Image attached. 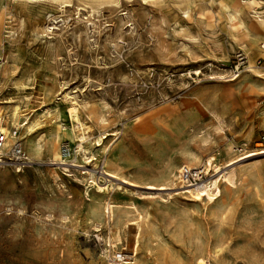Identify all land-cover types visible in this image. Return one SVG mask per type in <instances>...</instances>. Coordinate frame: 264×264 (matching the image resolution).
I'll list each match as a JSON object with an SVG mask.
<instances>
[{"label": "rangeland", "instance_id": "374dc122", "mask_svg": "<svg viewBox=\"0 0 264 264\" xmlns=\"http://www.w3.org/2000/svg\"><path fill=\"white\" fill-rule=\"evenodd\" d=\"M63 1L0 0V117L18 105L37 123L7 127L0 264H113L133 247L135 264H264V40L231 28L236 0ZM237 1L264 20V0ZM192 155L218 171L189 182ZM213 180L214 203L187 192Z\"/></svg>", "mask_w": 264, "mask_h": 264}, {"label": "bare ground", "instance_id": "6f19581e", "mask_svg": "<svg viewBox=\"0 0 264 264\" xmlns=\"http://www.w3.org/2000/svg\"><path fill=\"white\" fill-rule=\"evenodd\" d=\"M18 1H22L24 3L26 2H33L35 0H18ZM40 1V0H39ZM56 2H58L59 4H64V1L63 0H54ZM182 1V0H180ZM188 3V2H187ZM185 4V3H184ZM85 5V4H84ZM69 6V5H68ZM184 6V5H183ZM226 6V5H225ZM242 6H245V5H242ZM66 7V6H65ZM227 9L225 10V12H223L224 14H226L227 18H228V22H229V25L231 26V28L233 30H237L241 33V39L242 41L245 42V44L249 45L250 47L253 48V46L256 44V42L260 39L264 40V20H261V19H258V18H254L250 21V23H246L244 17H242V13H241V5H240V2L236 0V2L234 3L233 6H226ZM187 8V7H186ZM188 9V8H187ZM92 10V9H90ZM2 11V10H1ZM243 11V10H242ZM85 12V11H84ZM186 12V11H185ZM188 13V12H187ZM221 13V12H220ZM189 14V13H188ZM184 15V14H182ZM257 15V14H256ZM225 16V15H224ZM261 17V15H260ZM228 25V24H227ZM4 26V25H3ZM1 29V27H0ZM49 29V28H48ZM47 29V30H48ZM50 31V30H49ZM4 37L5 35L3 36V32L0 30V49H1V46L2 44L4 43ZM3 42V43H2ZM259 42V41H258ZM242 47V46H241ZM261 55H264V53H261ZM250 68H252L250 66V64L245 68L246 71L243 72V77H246V76H249L250 74L254 75L255 73H251L250 72ZM253 71V70H252ZM197 73V72H196ZM194 73V74H196ZM200 73V72H199ZM255 78H260V76L258 77L257 75L255 76ZM229 80H232V79H229ZM67 96V95H65ZM66 99V98H65ZM60 100V99H58ZM66 101V100H65ZM67 102V101H66ZM71 102V100H70ZM68 103V102H67ZM70 104V103H69ZM70 107L72 108V112L70 113L71 114V120H73L75 122V125H72L70 126L69 128V131L71 133H73V135L78 132L79 134H77V137L78 140H79V144H78V153H83V155L85 154V150H84V144L86 145L87 143V139L83 136L85 134L84 130H83V125L81 122H78L76 121V117L74 116V112H73V109L76 107V104L75 102L71 103ZM48 109V108H47ZM54 109V108H53ZM54 111H56V109H54ZM2 112V110H1ZM20 108L18 105H15V106H12L11 108V112L10 114L7 116V119L4 117H0V136H2L5 141H4V145H3V149L7 148L11 142H12V138L10 137V133H9V130H8V126L9 128H12V127H18V128H24L23 131H27V132H30L33 127H36L37 123L36 122H32V120L30 121L31 123H27V122H24V116L20 113ZM211 113V112H210ZM216 113V112H214ZM212 115V114H211ZM218 115V114H217ZM216 115V116H217ZM221 115V114H219ZM214 116V115H213ZM219 117V116H218ZM28 118H26L27 120ZM54 119V118H53ZM52 119V121H53ZM219 119V118H218ZM222 119V118H221ZM6 120V121H5ZM34 121V120H33ZM217 121V119H216ZM51 122V121H50ZM5 123V125H4ZM40 123V122H39ZM223 124V123H222ZM225 124V123H224ZM7 125V126H6ZM11 126V127H10ZM61 129V128H60ZM65 130V129H64ZM21 131V130H20ZM22 131V132H23ZM32 132V131H31ZM84 132L83 135H81L80 137H78V135L82 134ZM26 134V132H25ZM28 134V133H27ZM76 135V134H75ZM69 136V135H68ZM15 137V136H13ZM61 137V136H60ZM17 138V137H16ZM52 138V137H51ZM74 138V137H73ZM31 140V139H30ZM49 140V139H48ZM47 140V141H48ZM73 140V139H72ZM52 141V140H51ZM59 141V140H58ZM53 142V141H52ZM55 142V140H54ZM60 142V141H59ZM70 142V141H69ZM29 143V142H28ZM34 143V142H33ZM97 144L102 146L103 142H102V139H98L97 140ZM30 145V144H29ZM32 145V144H31ZM30 145V147H32ZM35 145V144H34ZM38 146V145H37ZM28 148V147H27ZM26 148V149H27ZM49 148V147H48ZM60 146L57 144L54 145L52 151L53 153H60ZM63 154L67 155L69 153V150L71 149L70 147V143H65L63 145ZM31 151V150H30ZM42 151V150H41ZM62 151V149H61ZM260 154H264V151H262ZM61 155V154H60ZM55 156V155H54ZM253 155H248L247 157H251ZM246 157V158H247ZM59 159V158H58ZM201 161H199V158L195 155H192L190 158H189V167H192V170L193 172H195V174H198L199 172L201 171H205L206 168L207 169H213L215 170V172L218 171L219 167L217 165H214L215 162H208L207 164L203 163L201 164V166H197L198 164H200ZM0 163H2L1 159H0ZM187 167L185 169V172H183L184 176L186 175V170L189 168ZM18 169V168H17ZM208 173V172H207ZM161 176H163L161 173H159ZM206 174V173H205ZM210 174V173H209ZM203 175V174H202ZM207 175V174H206ZM237 175V174H236ZM119 176V175H118ZM223 177V176H222ZM233 173H228L224 176V180L229 182V183H233L232 180H233ZM123 178V177H121ZM220 178V177H219ZM236 178V177H235ZM204 181V180H203ZM219 181L220 180H213V181H209L208 183H205V184H197V187L193 188V189H190L188 190L187 192L193 196L194 198L198 199L200 202L202 201H205L206 202H209V203H214L215 201L218 200V198H220L222 196V192L220 190V187H219ZM222 181V180H221ZM151 186V185H150ZM234 186V184H233ZM226 187V186H225ZM92 188V187H91ZM229 189V188H228ZM232 189V188H231ZM97 190L99 193H107L108 192V188H99L97 187ZM87 192V191H86ZM88 194V193H87ZM114 206L111 205L110 203L106 202L103 207H102V211H101V214L102 212H104L105 214H107L109 217H111V220L113 218V209ZM97 209V208H96ZM99 213V212H98ZM104 214V215H105ZM97 215V214H96ZM100 215V213L98 214ZM99 217V216H98ZM110 221V220H109ZM132 224V223H131ZM96 225V224H95ZM100 225V224H98ZM136 225V224H135ZM107 226V225H106ZM140 226V225H139ZM138 227V225H137ZM138 229V228H137ZM135 229V230H137ZM139 233V232H138ZM114 234V233H113ZM109 235V234H108ZM114 238L116 241L119 240V235L118 233H115L114 234ZM107 239V238H106ZM120 241H121V238H120ZM115 242V241H114ZM136 243V242H135ZM139 243V242H138ZM108 246L110 247L111 246V243L109 242L108 243ZM133 255H131V259L134 258V263H131V264H135V257H136V253H137V248L133 247ZM131 252V253H132ZM209 257H207V261H204V258H199L197 260V264H209V261H208Z\"/></svg>", "mask_w": 264, "mask_h": 264}, {"label": "built area", "instance_id": "2783aa9c", "mask_svg": "<svg viewBox=\"0 0 264 264\" xmlns=\"http://www.w3.org/2000/svg\"><path fill=\"white\" fill-rule=\"evenodd\" d=\"M243 61H244V58L240 54L237 57V65L235 66V69L233 72L235 77H237L239 70H240V67L243 64ZM4 141H5V139L2 136H0V156H2V154H3ZM10 153L16 162L23 163L26 161V156H25L24 152L22 151V148L19 144H14V146L10 150ZM186 173H187L186 175H187V178L189 181L190 178L198 179L201 176V174L203 173V171L199 172L198 174H195V172H193V171H187ZM111 258H112L113 264H131L132 263L131 257L127 254H124V253L113 255Z\"/></svg>", "mask_w": 264, "mask_h": 264}, {"label": "snow or ice", "instance_id": "6c2138e0", "mask_svg": "<svg viewBox=\"0 0 264 264\" xmlns=\"http://www.w3.org/2000/svg\"><path fill=\"white\" fill-rule=\"evenodd\" d=\"M144 3H148V0H144Z\"/></svg>", "mask_w": 264, "mask_h": 264}]
</instances>
